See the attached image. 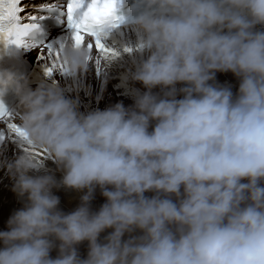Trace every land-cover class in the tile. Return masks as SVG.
Segmentation results:
<instances>
[{
	"label": "clouds",
	"instance_id": "clouds-1",
	"mask_svg": "<svg viewBox=\"0 0 264 264\" xmlns=\"http://www.w3.org/2000/svg\"><path fill=\"white\" fill-rule=\"evenodd\" d=\"M124 2L95 25L118 55L100 59L69 36L58 72L75 81L94 63L105 73L121 55L108 39L130 29L136 40L123 51L140 57L130 77L147 89L134 91L133 106L82 112L55 81L33 88L0 64V105L24 134L0 144L23 146L6 166L26 196L0 231V264H264V0H132L118 15ZM32 31L21 43L0 37V60L27 47ZM228 71L240 79L235 95L214 83ZM97 186L107 202L93 212ZM60 187L87 189L70 213L53 193Z\"/></svg>",
	"mask_w": 264,
	"mask_h": 264
},
{
	"label": "bare ground",
	"instance_id": "bare-ground-1",
	"mask_svg": "<svg viewBox=\"0 0 264 264\" xmlns=\"http://www.w3.org/2000/svg\"><path fill=\"white\" fill-rule=\"evenodd\" d=\"M60 0H40V2H34L32 4L25 3L24 6L27 9L23 14V17H30L38 15V9L41 7L52 6L54 9H58ZM44 15V14H41ZM257 30H264V26L257 25ZM136 40L135 33L132 30H123V36L121 39V45L115 46L121 51V55L118 56L106 69L105 73H99L94 63L90 64L89 70L83 74L82 77L78 76L74 81L73 78L65 76L56 71L51 76H47L44 72L43 61L39 59L41 51H33L28 57L30 61L37 65L36 72L44 77L49 82L55 81L69 98L78 99L80 110L82 112H88L96 109L104 110L109 106L116 103H123L125 107L134 105V91L139 90L141 93L147 91L143 84L138 81H133L130 74L135 71V62L138 61L139 54L126 53L123 51L125 46L134 43ZM100 59H103L99 57ZM146 58V54H145ZM41 69L43 71H41ZM82 81V86L78 85ZM209 83H213L210 81ZM214 83L220 86L230 87L233 94H237L239 90L240 79L231 71L217 72L215 75ZM33 88L36 86L31 85ZM185 85L178 84L177 88ZM154 93L160 92L159 87L152 90ZM182 98V95L177 97ZM12 122H15L13 120ZM7 124L2 121L0 124V130H6ZM151 130V128H150ZM23 151V146L17 143L15 140H7L4 144L0 145V231H7V221L10 216L17 210L24 207L26 203V196L20 198L16 192L13 191L14 179L9 173L6 163L12 162ZM45 167L51 170L57 180H60L63 176V172L58 169L56 163L49 159L45 161ZM246 182V181H243ZM182 191V189H181ZM53 193L60 199L59 208L65 212L70 213L74 211L81 204V197L87 193V189L76 190L65 187L59 189H53ZM156 195L154 192H146L145 196L151 198ZM176 198L173 197V200ZM106 198L102 195V189L97 186L93 192L92 199L90 201V208L93 212L99 211L101 206L106 203ZM114 231L109 228L102 232L98 238L99 241H104L105 237L110 235ZM142 232L137 229L131 234L125 233L122 239L127 240L130 236H139ZM59 241H56V247L50 252L51 258H56L59 254ZM3 247V242L0 241V248ZM79 257L86 259L89 251V242L83 241L76 245Z\"/></svg>",
	"mask_w": 264,
	"mask_h": 264
},
{
	"label": "snow or ice",
	"instance_id": "snow-or-ice-1",
	"mask_svg": "<svg viewBox=\"0 0 264 264\" xmlns=\"http://www.w3.org/2000/svg\"><path fill=\"white\" fill-rule=\"evenodd\" d=\"M116 4L117 0H68L66 9L61 15L67 19L68 27L71 30L69 36L73 43L78 46L87 42L88 47L90 49L94 47L102 58L118 55L113 49L105 46L95 30L96 24L113 13ZM19 5L20 0H0V37L14 35L17 38V43H21L20 38L38 26L35 23L38 19L36 16L27 17L28 22H22L20 13L23 9ZM47 7L51 8L52 6ZM39 19H43V17ZM86 37L91 39L86 41ZM64 42L57 41L55 45L47 44L41 49L39 59L44 62L43 68L47 76L65 69L64 64L60 62L59 51L64 47ZM125 51L130 50L125 49ZM13 120L12 114L0 105V121H5L7 124L6 130L0 131V137L6 134L17 137L24 135L16 123L12 122Z\"/></svg>",
	"mask_w": 264,
	"mask_h": 264
},
{
	"label": "rangeland",
	"instance_id": "rangeland-1",
	"mask_svg": "<svg viewBox=\"0 0 264 264\" xmlns=\"http://www.w3.org/2000/svg\"><path fill=\"white\" fill-rule=\"evenodd\" d=\"M36 2V1H35ZM102 58V57H101ZM41 71H43L42 69H41ZM146 89V88H145Z\"/></svg>",
	"mask_w": 264,
	"mask_h": 264
}]
</instances>
